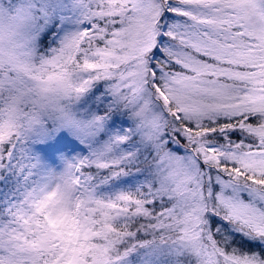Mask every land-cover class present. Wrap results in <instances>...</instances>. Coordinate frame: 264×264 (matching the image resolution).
<instances>
[{
  "label": "snow or ice",
  "instance_id": "6c2138e0",
  "mask_svg": "<svg viewBox=\"0 0 264 264\" xmlns=\"http://www.w3.org/2000/svg\"><path fill=\"white\" fill-rule=\"evenodd\" d=\"M0 264H264V0H0Z\"/></svg>",
  "mask_w": 264,
  "mask_h": 264
}]
</instances>
